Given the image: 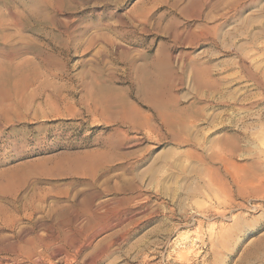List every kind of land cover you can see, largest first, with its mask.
<instances>
[{
  "label": "rangeland",
  "instance_id": "1",
  "mask_svg": "<svg viewBox=\"0 0 264 264\" xmlns=\"http://www.w3.org/2000/svg\"><path fill=\"white\" fill-rule=\"evenodd\" d=\"M0 264H264V0H0Z\"/></svg>",
  "mask_w": 264,
  "mask_h": 264
},
{
  "label": "bare ground",
  "instance_id": "2",
  "mask_svg": "<svg viewBox=\"0 0 264 264\" xmlns=\"http://www.w3.org/2000/svg\"><path fill=\"white\" fill-rule=\"evenodd\" d=\"M119 202V201H118ZM117 202V203H118ZM119 205L121 204V203H118ZM90 206H91V204H90ZM92 207V206H91ZM100 207H101V205H100ZM103 207V206H102ZM110 208V207H109ZM90 209V208H89ZM108 209V208H107ZM88 210V209H87ZM120 220V219H119ZM118 221V220H117ZM40 242V241H39ZM35 244H37V243H35ZM35 247V246H34ZM39 252V251H38ZM36 255V254H35ZM38 257V256H37Z\"/></svg>",
  "mask_w": 264,
  "mask_h": 264
}]
</instances>
